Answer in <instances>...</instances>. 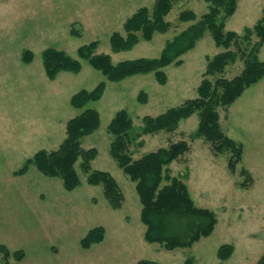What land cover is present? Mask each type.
<instances>
[{"label":"rangeland","instance_id":"rangeland-1","mask_svg":"<svg viewBox=\"0 0 264 264\" xmlns=\"http://www.w3.org/2000/svg\"><path fill=\"white\" fill-rule=\"evenodd\" d=\"M155 0H0V245L9 254V264H257L264 254V79L247 89L228 109L220 108L222 133L240 143L241 162L234 173L227 168L229 153L214 155L202 139L192 140L198 126V113L179 123L173 133L143 136V148L130 145L133 159L185 142L189 151L169 166L172 177H187L185 184L195 206L214 213L217 225L207 239L190 249L167 252L143 240L145 228L139 221L140 204L135 185L118 169L109 155L111 137L107 127L115 114L125 111L132 122L129 135L136 136L144 117L155 118L171 108L197 97L207 58L223 52L216 49L209 35L181 58V66L164 70L167 82L159 86L153 74L134 76L119 83L108 82L86 61L78 60L77 50L97 43L94 55L110 57L113 65L160 56L165 44L192 24H180L178 15L193 12L197 20L207 13L204 0L175 3L165 19L169 31L155 34L151 41H140L128 52L112 53L109 39L123 35L122 26L137 10H151ZM264 0H238L234 15L225 22V31L241 36L261 18ZM72 31L76 35L72 34ZM258 40L251 38L254 45ZM47 49L64 52L79 61L78 74L60 73L47 80L41 54ZM33 54L29 65L22 54ZM264 62V45L258 53ZM239 61V60H238ZM242 70V63L228 66L223 78L231 80ZM219 77V76H218ZM104 83L102 98L87 105L99 114V128L81 142V149H95L91 171L109 174L118 185L124 203L110 209L102 187L86 184L79 163L80 185L66 192L59 180L45 178L34 167L20 177L13 176L39 151L53 152L65 139L66 123L82 111L69 105L80 91H92ZM143 92L145 104L137 97ZM246 171L251 182L241 188ZM102 227V243L88 250L80 241L89 231ZM233 247L232 256L219 261L217 250ZM23 253L21 261L13 254ZM0 255V264H3Z\"/></svg>","mask_w":264,"mask_h":264},{"label":"trees","instance_id":"trees-1","mask_svg":"<svg viewBox=\"0 0 264 264\" xmlns=\"http://www.w3.org/2000/svg\"><path fill=\"white\" fill-rule=\"evenodd\" d=\"M186 0H155L151 10L141 8L128 18L122 26L123 35L114 33L109 39L112 53L128 52L140 41L149 42L155 34L164 35L170 29L166 18L173 5ZM207 13L197 20L191 11H183L178 15L180 24H192L183 32L167 42L157 59H139L113 65L110 57L94 55L97 43L81 47L77 50L78 60L86 61L108 82L119 83L134 76L153 74L156 83L164 86L167 82L164 70L167 67H179L181 58L192 51L196 44L209 33L216 49L223 52L213 58H207L202 81L196 89L197 97L185 101L182 105L167 110L155 118L144 117L142 128L136 136L129 135L132 122L125 111L115 114L107 127L111 137L109 155L118 169L135 185V193L140 204L139 221L145 228L143 240L146 244L157 245L167 252L190 249L201 239L209 238L214 232L217 220L213 212L195 206L185 184L187 177H172L169 166L185 155L188 145L185 142L172 144L164 149L148 153L133 159L130 145L141 149L143 142H137L143 136L160 132L173 133L181 121L198 113V126L191 135L192 140L202 139L210 145L214 155L229 153L227 168L234 173L241 162L243 148L226 137L220 128L218 110L230 108L250 87L264 79V62L258 61V53L264 45V7L261 18L252 28L244 29L241 36L225 31V22L231 18L237 8L238 0H204ZM72 34L76 35L72 31ZM258 40L254 45L251 38ZM33 54L25 51L21 63L29 65ZM239 60V61H238ZM42 67L47 80L54 81L60 73L78 74L81 70L79 61L67 56L64 52L47 49L41 54ZM236 62L242 63V70L231 80L223 78L225 69ZM219 76V77H218ZM105 84H98L92 91H80L69 100L74 110L82 111L69 120L65 126V139L53 152L39 151L27 160L13 176L25 175L30 167L45 178L59 180L66 192L79 187L80 181L76 171L79 163L81 173L86 177V184L91 187H102L103 197L111 210H120L124 197L114 181L107 173L91 171L90 164L97 156L95 149L83 151L81 142L91 136L99 128V114L87 105L98 102L104 93ZM139 104L147 102V96L141 92L137 97ZM244 178L241 188L251 182L249 174L241 170ZM105 231L95 228L80 241V247L88 250L103 242ZM233 254L231 245L221 246L216 253L219 261L228 260ZM3 264H9L10 254L0 245ZM15 261L23 259L22 252L13 254ZM186 260L184 264H191ZM137 264H157L150 261H139ZM257 264H264V254Z\"/></svg>","mask_w":264,"mask_h":264}]
</instances>
